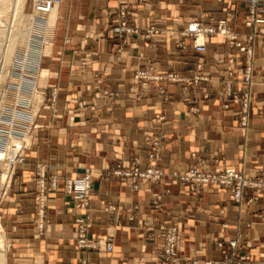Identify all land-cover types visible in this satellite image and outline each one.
Masks as SVG:
<instances>
[{"label": "crops", "instance_id": "crops-1", "mask_svg": "<svg viewBox=\"0 0 264 264\" xmlns=\"http://www.w3.org/2000/svg\"><path fill=\"white\" fill-rule=\"evenodd\" d=\"M122 1L131 14L129 25L140 31L156 26L162 34L148 40L129 35L123 41L112 29ZM122 1L62 0L57 8L50 54L41 63L49 74L45 87H56L57 103L53 112H41L38 140L18 169L14 186L15 246L27 252L19 256L26 254L21 257L26 264H159L160 240L147 239L140 223L153 214L151 193L168 189L159 221L179 228L175 264L219 258L223 251L215 247L216 238L238 239L249 255L245 264H264V193L246 190V201L257 199L237 206L219 187L192 192L165 177L133 190L107 172L116 160L132 157L144 167L150 150L147 139L162 133L159 159L166 172L203 159L211 169L231 167L259 174L264 166V23L257 25L252 104L244 132L236 115L238 104L229 102L223 109L216 96L220 80L226 78L224 71L212 67L214 56L225 51L222 39H209L206 51L198 53L190 39L179 49L177 36L189 20L205 13L224 19L244 40L245 7L229 0ZM84 55L89 56L87 65L80 68ZM145 67L187 79L208 75L209 82L190 87L183 95L179 83L135 81L134 70ZM203 91L210 94L207 99ZM74 100L83 107L79 109ZM192 105L196 114L187 113ZM161 115L164 121L158 120ZM39 164L45 166L47 179L57 178V188L47 193L41 235L33 224L34 175ZM85 168L93 170L92 193L88 209L77 211L76 195L67 193L64 183ZM85 212L91 219L88 237L109 240L112 252L77 247V219Z\"/></svg>", "mask_w": 264, "mask_h": 264}, {"label": "built area", "instance_id": "built-area-1", "mask_svg": "<svg viewBox=\"0 0 264 264\" xmlns=\"http://www.w3.org/2000/svg\"><path fill=\"white\" fill-rule=\"evenodd\" d=\"M62 0H32V5L42 12H48L55 5H59ZM219 2L225 0H217ZM238 1L241 5L247 8V19L245 25L250 29L249 41H252L256 34V26L260 22L264 23V0H229ZM35 3H37L35 5ZM209 22H208V21ZM122 32H130V29L126 27L124 21L120 27ZM150 33H157V30L151 29ZM190 37L192 40V46L196 52L204 53L206 51V43L209 39L214 37H220L227 44L231 54L226 56L216 57V64L221 65L227 71L228 82L226 89L222 94L223 99H228L232 94V82L238 80L240 84L237 86L236 92L241 93L240 97L234 95V97L241 104V126H248V112L251 102V87H252V72H253V59L254 50L252 45L245 46L238 35L228 26L224 19H215L214 17L204 18L189 23L188 28L183 33ZM40 46L42 41L38 40ZM36 69L37 64L34 63ZM27 78H33V74L25 75ZM135 77L137 79H157L162 78L152 73L136 72ZM170 80H177L175 75L170 74L168 76ZM35 79V78H34ZM200 80H208L206 77H195L194 83ZM33 91V90H32ZM53 92V99L56 97L55 89ZM44 94V92H43ZM32 118V117H31ZM31 122V121H30ZM16 132V131H15ZM23 135L21 132H16ZM153 150L147 155V164L142 167L140 160L137 157H132L128 160H116L112 167L108 170V174L121 179L127 183L133 190L139 188L140 183H146L149 185L162 181L165 177L176 180L179 184L187 187L190 191L196 192L200 188H205L208 185H222L229 188L230 196L237 203H242L244 189H256L257 191L264 190V171L258 178H249L245 174L238 172L236 169L228 167L216 170H210L207 167L190 166L186 169H173L166 173L160 165V159L158 155L159 141L158 139L153 141ZM24 148L16 155V166L24 162ZM15 159V158H14ZM14 159L11 160V166ZM16 166L14 170L16 169ZM12 171V173L14 172ZM40 179L38 180L39 196L38 207L39 214L42 218L43 208L45 203V182H44V168L41 167L39 171ZM8 178L5 182H9ZM92 179L93 170L86 168L81 176L75 179H69L66 183V192L76 195L75 209L77 211L86 210L89 206L91 193H92ZM52 186H56V180H52ZM169 193V190L156 191L151 193L150 196V208L153 214L147 219L143 220L141 227L145 230L150 239L158 238L160 240V253L161 258L164 261L163 264L173 263L175 264V254L179 248V231L175 225H165L158 221V218L163 211V197ZM131 219V218H130ZM42 224V222H40ZM90 227V215L87 213L82 214V217L77 219V230L75 232V238L77 240V246L80 249L88 250H103L105 252H112V243L108 240L89 238L87 235L88 228ZM156 228L158 231H154ZM222 247V244H218ZM229 246L233 249L237 247V242L232 240L229 242ZM197 261L194 262L196 264ZM211 264L212 262H205ZM227 263H231L229 258ZM225 263V264H227ZM82 264H87L83 262ZM214 264H219L215 263Z\"/></svg>", "mask_w": 264, "mask_h": 264}, {"label": "rangeland", "instance_id": "rangeland-1", "mask_svg": "<svg viewBox=\"0 0 264 264\" xmlns=\"http://www.w3.org/2000/svg\"><path fill=\"white\" fill-rule=\"evenodd\" d=\"M120 1H122V0H120ZM137 1L139 3H141V2H144L146 0H137ZM191 1H200V0H191ZM219 3H221V2H219ZM11 4H12V2H8V4H6V5L3 6L4 7L3 8V13L0 14V25H1L0 26V29L5 28V27L7 29V27L9 25H13L11 23L12 22V14H13V9H12V5ZM244 7H245V10H246V13H245V21H246L248 11H247L246 6H244ZM31 11H32L31 0H25V4H24V7H23V16L24 17H22V18L16 17L17 18V21L18 20L21 21L20 23L23 24V25L26 24L27 23V18L26 17H28V16L30 17L31 14H33ZM116 13H117L118 18H117V21H116L115 26H113L112 29H113V31H114V33L116 35H118L121 39H123V41L129 35H140L141 37H143V39L148 40V39H153L154 37L160 36L162 34V31L158 27H156V26H150V27L146 28L145 30L140 31L137 27L129 25L128 24V17L131 14L128 11L126 2H123V1L120 2V4L117 6ZM209 17H212V16H210L208 14H205V13H202L198 18H194V19L189 20L186 23L185 27H183V29L178 32V36H177V47L179 49H184L186 47V43H185L184 40L185 39H190V37H188L186 35H183V33L188 28L189 23H191L193 21H196V20H200V19L202 20L204 18H209ZM122 21L125 22L126 27L130 29V32H122L120 30V27L122 25ZM245 21H244V27L246 28L247 32L244 34V36H245V39L244 40L241 39V36L238 33H236L233 28H231L229 25L228 26L238 35L239 39L241 40V42L245 46L252 45L253 46V50H254V45H255L254 43H255L256 37L258 35V30H257L258 26H256V34H255L253 40L252 41H249V37L248 36L250 34V29H248L246 27ZM260 23H262V22H260ZM16 24H17V22H16ZM4 25H5V27H3ZM151 29H154V30L156 29L157 30V33H150L149 31ZM36 40L37 39H35V41ZM190 41H191V46H192V40L190 39ZM222 42H223V44L225 46V51L223 53L216 54L214 56V62H213L212 67H213V69L216 72L224 71L225 74H226V78L223 79V80H220L221 83H222V86L216 92V96L221 101L223 109H227L229 107V102H233V103L238 104L239 109L236 112V115L238 117V121H239L240 127L242 128V130L244 132H246L248 126L247 127H242L241 126V117H240L241 104L234 97V95H236V94L238 95V97H240V95H241V93L236 92L237 86L240 84V82H238V80H234V82H232V86H231L232 91H233L232 94H231V96L228 99H226V100L222 98L221 92L223 93L224 90L226 89V84L228 82V75H227V71H226V69L224 67H222L221 65H217L216 64V59L215 58L218 57V56L219 57L220 56H226V54L233 53V51H230L228 49L226 42L224 40H222ZM36 46H37V44H36ZM37 48L35 50L39 53L38 54V58L41 59L40 62L38 63V65H37L38 70L36 69V67H35V65L33 63V64L28 65V68L24 71V72H28V73L33 74V76H32L33 78H27L26 76H24L22 78V76H21L22 75V71H21L20 68H21V60H22V57L23 56L19 55L17 57L18 59H17V62L15 64L14 71L12 73V77L15 76L16 80L13 81V78L12 79H7V77H6V79L3 80L2 83H1V88H5L6 91H7V94L5 96V99H6L7 105L9 107L13 108L14 102L12 101L13 100L12 98L15 97V95H13V93L16 92L17 89L19 90L20 97H22L21 99H18L19 102L16 103L15 110H11V109H6V110L4 109L3 110L4 111V115H1V116H3L1 122L2 123H6V126H4V129L5 130H10L11 129V131L21 132L23 135L24 134H27L30 137V139H31L30 140V143L28 145L23 146V148H24L23 149V152H24V162L22 164L16 166V169L14 170V172L10 174V179H9V182H7V184H6V182L1 183V175H2V172L5 170V167L6 166H5L4 160L2 158H0V236L3 237L4 244L6 242V244H5V246H6L5 247V251H7V254H6V257H7L6 258V264H23V263L26 264L27 263V260H24L25 258H21V257H26V254H23V255L19 256V254H21V253H27V252L18 251L19 246H15L16 243H17L16 237L14 236L16 224L14 223L13 217H15V215L17 214V212H15L14 206H12V205L15 204V199H14V194H15L14 193V186H15V181L17 179V174L16 173H17L18 169L23 164L26 163V156H27L28 152H30L32 150V148L36 144L35 142L38 140L39 131L42 129V126L38 123V121H39L38 118H39L41 112L44 111V110H51L53 112L54 107L56 106V103H57V97H54V100H53L54 102H52V99H53V92L52 91L54 89L56 91V87L53 86L51 88L50 87L48 88V87H45V85H43V86H41V88H38V89L41 92H44V94H43L44 99H42L40 101V103L38 104L39 107H38V109L36 111V114H34L35 116L33 118H31V115L27 111L26 112H23L22 111L23 109L26 110V109L29 108L28 105L30 104L29 103L30 101H28V98L31 97V95L33 93V91H32L33 90V87L35 85H37V83H38L37 82V76L35 74H37V72H39V70L41 68V70H42V72H41L42 77L45 75V71H44L45 69L41 67V63H42V60L50 54L51 47H47V48L44 49V51H41L42 46H40V44H39V46ZM192 48H193V46H192ZM30 50H33V47L32 46L30 47ZM17 55H18V53L17 54L14 53L13 58L15 59V56H17ZM88 58H89L88 55H84L82 57L80 68H83V67H85L87 65ZM11 59H12V57H11ZM199 66L200 65H198V67ZM254 69H255V53H254V59H253V71H254ZM138 71L144 72V73L150 72V73H152V75L160 76L162 79L161 80H157V79H153V78L152 79H148V80H145V79H137L135 77V74ZM170 74L175 75L178 79L177 80H170L168 78V76ZM25 75H26V73H25ZM195 77H206V78H208V80H200L197 83H194V78ZM252 77H253V72H252ZM133 78L135 79V81L142 82V83L150 82V81H154V82L166 81V82H169V83H179V84L182 85L181 86V93L183 95L189 91L190 87H196L201 82H203V83L204 82H209L208 75H196V76L192 77L191 79H187V78H184V77H180L179 75H177L174 72H167L165 74H159V73H156L153 70V68H151V67H145V68H137V69H135L134 72H133ZM252 80H253V78H252ZM40 82H41V84H43L44 83V80L41 79ZM253 85H254V81H253L252 87H251V102H250V106H249L248 118L250 116V108H251V104H252V94H253L252 93V88H253ZM131 91L133 92V89ZM161 93L163 95H165L163 93V91H161ZM104 94L107 95L110 98L109 93L104 92ZM209 95L210 94H208L207 92H204V91L202 93L203 99H207L209 97ZM94 97L95 98H98L97 96H94ZM39 99L40 98L38 96L37 97V101H39ZM136 99L137 100L140 99V96H137ZM165 99H167V98H165ZM74 101L77 104V107L79 109L83 107V103L77 102L76 100H74ZM189 102L191 103L193 101H189ZM185 103H188V102H185ZM91 105H92L91 107H93L95 105V103L93 104V102H92ZM84 106H87V105H84ZM197 112H198L197 107L194 106V105L190 106L188 108V111H187L188 114H196ZM12 113L15 115L14 118H16L20 123L19 122L18 123L15 122L14 123V126L11 127V126H9L7 124H10L11 123V119L10 118L12 116L10 114H12ZM158 120L159 121H164L165 120L164 115H161L158 118ZM248 124H249V121H248ZM0 129H3V128H0ZM156 139H158V141H159L158 155H160V149H161V146H162V143H163V139H164V135L162 133H159V134L154 135V136H152V137H150V138L147 139L148 145L150 147V150L148 151L147 155H149L150 151L153 150V144L152 143ZM3 142H6V141L3 140ZM2 146H0V148ZM42 166L44 168L45 203H44L43 214H42V218H41L40 217V214H39V207H38V200H37V198L39 196V186H38V180L40 179L39 171H40V168ZM190 166H198V167L204 166V167H207L208 169H210L212 171L213 170H216L217 171L218 169H221V168H228V167H221V168L211 169L209 167V165H207V163L203 159H200V160L197 161V163L191 164V165H189L187 167H190ZM10 167H11V164H10ZM111 167L112 166H110L109 169ZM187 167L181 168V169H186ZM108 170H107V172H108ZM263 171H264V166L259 170V174H257V175H249V174H245L243 172H241V173L245 174L249 178L254 179V178L260 177V175H261V173ZM82 173L76 175L73 178H68V179L65 180V183H64L65 191H66V183H67V181L69 179H75L76 177L81 176ZM166 173H168V172H166ZM93 177H94V174H93ZM54 179L56 180V186L55 187L52 186V180H54ZM179 185L182 186L181 184H179ZM182 187H184V186H182ZM214 187H219L223 191H225L226 194H227L228 199L230 201H232L233 203H235L237 206H240V205H243V204H247L250 201L257 199V197H253V198H250V199H248L246 201V199L244 198V194H243V199H242L243 202L242 203H237L230 196L229 188H226V187H224L222 185H208L207 187L200 188L199 190H201V189L202 190L203 189H208V188H214ZM56 188H57V178L53 175L49 179H47L46 178V172H45V166L39 164L36 167V172H35V175H34V193L35 194H34V197H33V210H34L33 224H34V228L36 229V234L37 235H39V234L41 235L44 232L45 226H46V209H47V203H48L47 193H48L49 190H55ZM246 190H252V191H254L257 194L264 193V190L257 191L256 189H253V188L252 189H249V188L244 189V191H246ZM149 202H150V198H149ZM74 209H75V204H74ZM87 209H88V207H87ZM87 214H89V213H87ZM145 219H147V218H145ZM145 219H143V220H145ZM159 219H160V217L158 218V221H159ZM142 221H141V223H142ZM40 222H42V224ZM159 222H161V221H159ZM161 223H163L165 225H175L177 227L178 231H179L178 226L176 224H174V223L173 224H166L164 222H161ZM90 224H91V219H90ZM154 231H158V230L156 228H154ZM146 237H147V239L152 240V239H150L148 237L147 233H146ZM94 239H100V238H94ZM180 240L181 239H180V234H179V245H180ZM232 240H235L237 242V247L235 249H233V248H231L229 246V242L232 241ZM213 243H214V245H215V247L217 249H219L220 251H223V252H222V254H221V256L219 258L206 260V261H204L203 264H207V263H205L207 261H208V263H209V261L212 262L211 264H214V262L215 263H219V264H225V263H227V261H228L229 258L231 259V263H227V264H245L246 262H248L250 260L248 253L246 251H243L242 250L243 247L241 246V244L238 241V239L232 238V239H228L227 241H223L222 239L216 238V239L213 240ZM219 243L222 244V247H220L218 245ZM76 244H77V240H76ZM159 248H160V246H159ZM158 250L160 252V249H158ZM178 250H179V248L177 249V251ZM177 251H176V253H177ZM175 256H176V254H175ZM38 261H41V259L40 258H37V262ZM195 261L196 260H191V263L194 264ZM162 262L164 263V261L161 258V253H159V264H163ZM168 264H173V263H169L168 262Z\"/></svg>", "mask_w": 264, "mask_h": 264}, {"label": "bare ground", "instance_id": "bare-ground-1", "mask_svg": "<svg viewBox=\"0 0 264 264\" xmlns=\"http://www.w3.org/2000/svg\"><path fill=\"white\" fill-rule=\"evenodd\" d=\"M8 2H12L11 5L13 9V14L11 23L13 25H9L7 29L4 25L3 27L5 28L1 27L2 29H0V128H3L0 129V146L3 145L0 148V158L4 160L6 166L5 170L2 172L1 175V183L5 182L8 178H10V174L16 166V155L21 150V148H23V146L25 145H28L31 140L27 134L21 135L20 133L11 131L10 128V130L4 129L6 123L1 122L3 117L1 115H4L3 110H15L16 103L19 102L18 99H21L22 97H20L19 90L17 89V91L13 93V95H15V97L12 98V101L14 102L13 108L9 107L5 99L7 91L5 88H1V83L3 80L6 79V77L7 79L13 78V81L16 80L15 76L12 77V73L14 71L15 64L18 59L17 57L19 55L23 56L20 68L22 71V78L25 76V73L27 76L31 74L24 71L28 68V65L33 63L37 64V62L39 63L41 60L40 58H38L39 53L35 50L39 46V42L37 41L40 40L43 43L41 45V51H44V49L47 47H51L54 27L59 17L57 8L60 5H55L48 12H42L32 5L31 12L33 14H31L30 17H26L27 23L23 25L20 23L21 21H17L16 17H24L23 7L25 4V0H0V14L3 13V6L8 4ZM31 4H33L32 0ZM36 4L37 3H35V5ZM35 39L37 40L35 41ZM31 46L33 47V50H30ZM14 53H18V55L15 56V59L13 58ZM41 72L42 70L40 68L39 72L35 74L37 76L38 83L33 87V93L31 97L28 98V101H30V104L28 105L29 108L26 110H22L23 112L27 111L32 118L35 116L34 114H36V111L39 107L38 104L42 99H44L43 92H41L38 88H41V86L45 85L46 79L49 76L48 71L44 77H42ZM41 79L44 80L43 84H41L40 82ZM38 96L40 98L39 101H37ZM10 115L12 116L10 118L11 123L7 125L12 127L14 126L15 122L18 123L19 121L14 118L15 115L13 113ZM3 140H5L6 142H3ZM13 159V165L10 167V164L12 163L11 160ZM5 244L3 237L0 236V264H6L7 251H5Z\"/></svg>", "mask_w": 264, "mask_h": 264}]
</instances>
